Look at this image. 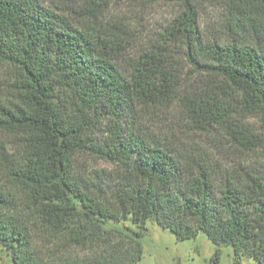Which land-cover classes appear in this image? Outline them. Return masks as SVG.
<instances>
[{
    "label": "trees",
    "instance_id": "1",
    "mask_svg": "<svg viewBox=\"0 0 264 264\" xmlns=\"http://www.w3.org/2000/svg\"><path fill=\"white\" fill-rule=\"evenodd\" d=\"M110 1L90 0L76 15L0 0V65L9 70L0 133L15 141L0 147V248L11 264H47L36 249L46 240L59 253H87L50 264H137L154 221L179 240L202 233L264 264V174L224 179L140 128L146 109L175 108L199 133L249 140L238 117L264 116V0H207L222 14L223 43L203 38L196 0H173L180 13L127 77L113 63L125 48L118 25L86 24ZM176 47L203 76L197 86L180 83ZM81 153L119 174L109 184L77 178Z\"/></svg>",
    "mask_w": 264,
    "mask_h": 264
},
{
    "label": "rangeland",
    "instance_id": "2",
    "mask_svg": "<svg viewBox=\"0 0 264 264\" xmlns=\"http://www.w3.org/2000/svg\"><path fill=\"white\" fill-rule=\"evenodd\" d=\"M49 8L65 12L81 13L90 0H38ZM199 23L203 38L207 42L223 43L226 34L222 28V14L207 0H196ZM180 9L173 0H112L96 20L86 22L90 29L111 31L110 25H118L117 33L124 45L119 55H114L113 63L125 77L131 64L151 45L160 39L164 30L170 26ZM74 14L73 16L77 19ZM84 23V22H82ZM89 32H91L89 30ZM173 58L175 68L181 77V84L197 86L203 76L194 74L192 66L184 55V50L176 47ZM9 70L0 65V101L6 96ZM262 114L244 113L238 117L249 136L240 145L224 130L212 129L199 133L184 119L175 108H149L141 113L140 128L143 133L162 142L178 155L195 157L204 161L218 176L224 179L241 180L246 174H264V119ZM15 141L0 133V147L10 151ZM77 178L93 183L109 184L119 174L115 166L90 154H79L74 162ZM147 232L141 239L142 257L137 264H259L241 256L237 259L229 245L216 246L204 234L193 239L179 240L167 229L160 228L154 221L146 224ZM36 244V249L47 264L55 262V256L86 258V251L68 248L59 253L51 242ZM59 244V243H58ZM0 264H11L7 253L0 248Z\"/></svg>",
    "mask_w": 264,
    "mask_h": 264
}]
</instances>
